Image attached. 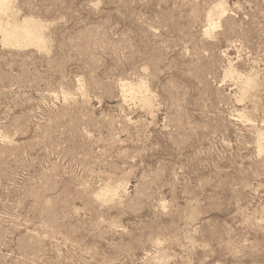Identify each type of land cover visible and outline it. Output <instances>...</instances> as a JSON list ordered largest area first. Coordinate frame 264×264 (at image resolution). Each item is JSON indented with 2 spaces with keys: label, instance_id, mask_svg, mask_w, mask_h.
Listing matches in <instances>:
<instances>
[{
  "label": "rangeland",
  "instance_id": "obj_1",
  "mask_svg": "<svg viewBox=\"0 0 264 264\" xmlns=\"http://www.w3.org/2000/svg\"><path fill=\"white\" fill-rule=\"evenodd\" d=\"M0 18V264H264V0Z\"/></svg>",
  "mask_w": 264,
  "mask_h": 264
},
{
  "label": "bare ground",
  "instance_id": "obj_2",
  "mask_svg": "<svg viewBox=\"0 0 264 264\" xmlns=\"http://www.w3.org/2000/svg\"><path fill=\"white\" fill-rule=\"evenodd\" d=\"M12 0H0V14H7L10 9V3ZM15 3V2H14ZM12 5V4H11ZM223 11V10H222ZM14 12V11H13ZM11 13V12H10ZM12 16V15H11ZM26 17V16H25ZM14 18V17H13ZM32 18V17H31ZM1 19V18H0ZM4 19V18H3ZM2 20V19H1ZM37 20V19H35ZM6 21V20H5ZM8 21V19H7ZM214 22V21H213ZM217 22V21H216ZM9 24V22H8ZM209 24V23H208ZM213 24V23H212ZM40 23L32 19H23L22 22H14L10 28H4L0 25V30L3 33L5 41L17 43L18 45H24L27 42H35L38 45L43 43V37L40 33ZM214 27V26H213ZM208 30V29H207ZM43 31V30H42ZM207 32V31H205ZM44 35V34H43ZM45 37V36H44ZM3 39V38H2ZM45 43V42H44ZM14 46V45H13ZM44 48V46H43ZM231 69V68H230ZM229 69V70H230ZM228 70V71H229ZM230 72V71H229ZM232 74V73H231ZM248 79V78H247ZM129 83V82H128ZM124 84V83H123ZM137 84V83H136ZM142 84V83H141ZM246 84V83H245ZM121 88V86H120ZM145 92V91H144ZM138 93V92H137ZM124 94V93H123ZM23 126V125H22ZM23 128V127H22ZM263 135V134H262ZM263 140V139H262ZM259 142V141H258ZM259 144V143H258ZM260 148V147H259ZM258 151V150H257ZM107 187V186H106ZM82 190V189H81ZM111 190V189H110ZM45 197V196H44ZM47 197V196H46ZM100 197V196H99ZM48 198V197H47ZM46 202V201H45ZM49 202V201H48ZM50 203V202H49ZM48 209V208H47Z\"/></svg>",
  "mask_w": 264,
  "mask_h": 264
}]
</instances>
